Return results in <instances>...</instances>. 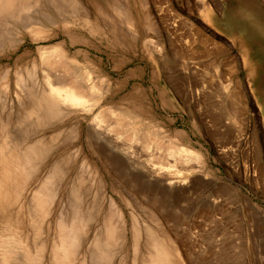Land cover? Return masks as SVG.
<instances>
[{"label": "rangeland", "instance_id": "374dc122", "mask_svg": "<svg viewBox=\"0 0 264 264\" xmlns=\"http://www.w3.org/2000/svg\"><path fill=\"white\" fill-rule=\"evenodd\" d=\"M19 2L30 12L0 17V100L6 112L26 103L28 86L39 95L40 58L55 49L107 88L85 113L65 121L47 118L38 127L27 119L17 127L18 138H26L23 146L41 139L46 151L32 152L39 165L27 172L14 201L0 208V264H61L60 229L72 220L81 225L70 264H154L160 246L177 264H246L249 222L237 207L248 197L264 211V0ZM29 22L34 34L23 32ZM108 108L139 112L149 131H159V149L139 144L141 162L126 169L85 163L99 157L87 124L95 118L114 123ZM169 146L195 157H166ZM150 164L177 173L174 184L165 183L163 170L155 176ZM44 187L48 212L39 215L34 196Z\"/></svg>", "mask_w": 264, "mask_h": 264}, {"label": "bare ground", "instance_id": "6f19581e", "mask_svg": "<svg viewBox=\"0 0 264 264\" xmlns=\"http://www.w3.org/2000/svg\"><path fill=\"white\" fill-rule=\"evenodd\" d=\"M19 1L20 0H0V17L1 16L2 17L3 16L13 17L14 15H17L20 18V16H21L20 14L21 13L23 14L26 9H27V12H30V9L28 10V8H23V6H17L18 4L20 5ZM24 1H26V0H24ZM68 4H71V2L68 3ZM31 5H32V3H31ZM78 5L79 4H77V6ZM55 7H56V5H55ZM62 7L60 9L59 8H57V9L62 11ZM23 9H25V10H23ZM57 9H56L55 14L56 13L57 14H61V13L57 12ZM68 9L69 8L67 7V11H68ZM83 9L85 10L86 8H83ZM51 10H53V9H51ZM63 10H64V8H63ZM79 10H81V9H79ZM76 12H77V10H76ZM62 13L63 14H67L66 12H62ZM35 15H36V13H35ZM74 15H76V14L74 13ZM74 15H72V17ZM48 16H49L48 14L47 15L45 14L44 18H46L49 21V17L50 16L49 17ZM59 16H61V15H59ZM82 16H84V15H82ZM67 17H68V15H67ZM58 18L60 19V17H58ZM63 18L65 19V17H63ZM32 20H33V18H32ZM34 21H35V19H34ZM126 21H127V18L123 22L125 23ZM31 23L30 24L26 23V24L22 25L23 26L22 28L24 30L23 32L29 31V33H33V31L34 32L36 31V30H33L34 29L32 27L33 24H31ZM36 23H38V22H36ZM126 24L128 26V29L132 28V27H130L131 26L130 23H125V25ZM2 30L3 29H1V31ZM41 30H42V33H43V29H41ZM39 33H37V34H39ZM129 33H130V31H129ZM41 38L42 37H40V39ZM40 39H39V41H40ZM42 40H43V38H42ZM9 41H10V39H9ZM10 45H12V44H10ZM55 50H54L55 52H53V51L51 52V53H54L53 55H50V52H49L48 54H46L48 56L42 54L43 56L40 58L41 62H42V66L44 65L43 68L45 67V69L42 68V71H41V72H43V74H42V80H41V83H40V93H39L40 96L37 93H34L33 87H29L28 86L27 87L28 94L26 96L27 97L26 103L25 104L23 103V105L22 104L21 105H15V110L13 111V113H11L12 109L9 112H6V110L2 107V105H1L2 101L0 100V136L4 137L3 142L0 144V208H5V206L4 207L2 206L3 204L7 205L8 202L12 203L14 201L15 197L13 196V194L16 193V189L24 182L25 177H27V172H30L31 169H33L35 166L39 165L40 162H38V160L37 161H33L30 158V155L32 154V152L33 151L34 152L38 151V154H41V153H44L46 151V144L44 143L45 141L41 140V139L37 140L34 143L26 144V145L23 146V144L26 141V138L25 137L24 138H20V139L18 138L19 136H18L17 127L20 126L22 123L26 122L25 120H27V119L34 120L33 121L34 123H31V124L38 127V126L44 125L45 124V120L47 118L54 119L56 116H61L63 118H60V120H64L65 121V118L68 117V116H71L72 114L80 115V113H85V112H87L89 110L90 106L91 107L93 106V105H90L91 102L94 103V105H96L98 103L99 99H97V97L99 95V92L101 90L105 91V89L107 88V85H106V88L103 89L104 85H105L103 79H100L98 77H93L91 75V73L87 71V69H85L86 72L85 71L81 72L79 70L80 68L77 69L76 65L70 63L71 60L70 61L67 60V58L65 57L63 52H61V51H59L57 49H55ZM51 61H53V62H51ZM54 65H56L57 67L59 66L60 68H63V69H61L62 72L61 73H59V72L56 73V72L52 71L53 69L56 68V67L54 68ZM47 67H50L52 70L48 69ZM83 69H84V67H83ZM43 70L44 71L47 70V71L44 72ZM22 79H23V77L21 75L17 76L16 82H15V86H17V88H21L22 87V84H21V82H23ZM30 86H32V85H30ZM22 90L21 91H17V92L14 93L15 99L16 98L19 99L21 92L26 91V88H23ZM86 92L90 93V94H88L89 97L87 96ZM0 99H1V94H0ZM95 108H96V106H95ZM108 109H107V113L110 115L109 118L113 117L112 119H115L114 123H112L110 125L108 123L105 126L104 125V120L102 118H95L92 121L88 122V124H87L88 141L92 145V147L94 148L96 153L99 155V157H97L95 162L94 161H88L87 159H85L84 160L85 163H88V164H91V163L97 164L98 163L102 167L106 166L109 170L112 169V171H113V169L116 170L118 168L126 169V168H129L130 166L137 165V164H139L141 162L139 158H142V157L141 156L139 157V154H138L141 150L137 147L139 144H143V142L145 143V141H146L145 144L147 146L145 145L144 147L154 146V147L159 149V145L162 144V143L160 144L161 138L159 136V131L158 132L157 131L155 132L153 130H152V132L149 131L147 129L146 122H144L145 120L142 118V116H141V114L139 112H135V113L129 112L128 113L126 110L118 112L116 110H112V109L108 110ZM100 110H103V109H100ZM100 110H99V112H100ZM101 112H103V111H101ZM21 113H23L24 119L20 118L21 117ZM73 116L75 117V115H73ZM103 118H105V117H103ZM111 118H110V120H112ZM67 120L68 119H66V121ZM84 120H86V119H84ZM108 122H111V121H108ZM72 126H73V124H72ZM39 129H40V127L38 128V131H39ZM71 129H73V128H71ZM122 129H124V131L126 130L127 132H129V137H126L125 139L123 137L124 135L126 136L127 132L124 135L121 134L122 132L121 133L120 132L119 133L116 132V134H115V132H113V131H116V130L120 131ZM31 130H33V129H31ZM27 131H28V129H27ZM19 133H21V132H19ZM72 133H74V132H71V134H69L68 137L70 135H72ZM21 134H20V136H21ZM53 134H54V132H53ZM58 136H56V137H58ZM73 140H74V138H73ZM141 147H142V145H141ZM138 149L140 150L139 152H138ZM78 150H79V148H78ZM87 150H88V148H87ZM145 150H147V149H145ZM188 151L184 150V148H181V149L177 148L176 149V147L174 148V147L169 146L167 148L166 157L175 158L177 156H180V157L184 156V157H190L191 159H192V157H195V155L192 156L191 155L192 153H190ZM153 153H154V151H153ZM70 159H71V157H70ZM142 161H144V160H142ZM144 162H146V161H144ZM88 164H86V165H88ZM150 165L152 166V169L155 171V173H153V174L155 176H157V177H158V175H160V173H162L160 171H162L165 168V167L162 168V167L159 166L161 168L160 169L159 167L156 168L155 167L156 165L155 166L152 165V164H150ZM83 166H85V165H83ZM83 166L81 165V167H83ZM148 167H147V169H148ZM86 168H88V167H86ZM62 169H64V168H62ZM133 169H134V167H133ZM167 169H166V171H164L165 169L163 170L165 172V174H164L165 175V183L167 185H169V186H172L174 184V182H175V180L173 182V178L172 177H176L177 178V173H175V172L172 173V171L171 172L169 171L170 169H168V170ZM88 170H89V168H88ZM167 171H169V173H166ZM54 174L56 175V173H54ZM52 176H53V174H52ZM152 176H150V177H152ZM47 179H49V178H47ZM152 180H153V178H152ZM54 181H55V179H54ZM154 181H155V179H154ZM177 181H176V183H177ZM148 182H151V181L148 180ZM178 183H179V181H178ZM180 183H182V181H180ZM140 185H141V183H140ZM153 187H155V186H153ZM153 187H150V188H153ZM47 192H49L48 188L44 187V188H41V190H39L36 193V195L34 196V206L36 207L39 215L40 214H45L46 212H48V210H47L48 209L47 202L49 200L48 199L49 198V194H47ZM240 201H241V205L239 207H237V208L244 215L245 219L249 222V226H250V227L248 226V229H246V232H247L246 233V244H245L246 245V247H245L246 264H264V211H262L254 203H252V201L248 197H244ZM213 203L215 204L214 201H213ZM216 208H214V209H216ZM71 210H70V212H71ZM68 217H70V216L68 215ZM71 217L73 218V216H71ZM1 221L2 220L0 219V222ZM3 222L6 225V222L4 220H3ZM80 223L81 222H75L74 220H72V222L68 225V227L64 226L62 229H60V231H62V233L60 232L61 233V235H60L61 242L59 241L60 242V245L58 246L59 248L58 247H56V248H58L60 250V254L62 256L61 264H70L71 257L73 256V253H74V248H73L74 245L73 244H74V242L76 244V242L79 241V236H80L79 228H80V225H81ZM118 225H119V223L117 224V227H118ZM57 228H58V226H57ZM110 228H112V226ZM14 232L15 233L18 232V227L17 228L15 227ZM41 235L43 236V234H41ZM33 242H32V244H33ZM36 242H39V241L37 240ZM171 242H172V240H171ZM18 244H20V242H18ZM39 244H38V246H40ZM160 244H162V242ZM166 245H164V246H166ZM174 245H175V243H174ZM174 245H173V247H174ZM158 246H160V245H158ZM155 247H156V245H155ZM159 248H161V249H160L159 253L157 254V257L154 258L155 259L154 260V264H177L176 261L173 260L171 254L169 253L168 250H164L163 247H161V246ZM37 249H39V248H37ZM155 250H156V248H155ZM175 250L177 251V249H175ZM41 253H42V251H41ZM56 253L57 252H55V254ZM15 255H16V253H15ZM33 257L31 256L32 259H33ZM56 257H58V256H56ZM26 260H27V258H26ZM34 260H32V261H34ZM40 260L41 259H39L38 261H40ZM34 262H32V263H34ZM40 263H36V264H40ZM22 264H23V262H22ZM53 264H55V263L53 262Z\"/></svg>", "mask_w": 264, "mask_h": 264}]
</instances>
